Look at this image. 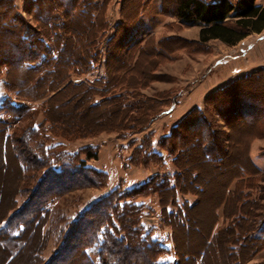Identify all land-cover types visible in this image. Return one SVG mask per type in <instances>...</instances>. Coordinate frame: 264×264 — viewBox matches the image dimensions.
Segmentation results:
<instances>
[{"label": "rangeland", "instance_id": "obj_1", "mask_svg": "<svg viewBox=\"0 0 264 264\" xmlns=\"http://www.w3.org/2000/svg\"><path fill=\"white\" fill-rule=\"evenodd\" d=\"M165 1L160 5L157 0H91L88 7L95 16V25L91 28L86 19L70 21L65 0H0L1 19L20 26L22 33L30 37H42L51 53L55 47L50 39L53 33L50 25L57 19L65 24L64 30L58 32L59 38L69 40L70 50L77 48L76 55L99 52L98 63L88 72L75 74L70 65L64 66L66 83L65 79L57 78L52 84L45 80L33 87V79L30 81L19 72L10 70L6 75L3 69L0 73V109L8 107L5 97L15 106L25 107L15 112L22 115L20 119L0 113V221L28 205V200L36 201V188L44 187V179L41 186L38 176L45 170L34 175L32 171L23 173L17 163V153L22 157L29 150L23 136L32 124L39 125L38 136L46 133L43 137L47 143L60 144L59 149L72 158L71 161H84L87 168L107 176L101 187L87 172L84 174L89 184L85 180L80 186H66L62 192L55 193L51 200L53 210L38 220L40 225L52 227L47 230L42 245L45 256L58 249L78 214L105 193L131 189L153 178L151 186L156 191L131 202L141 205L144 233L152 226L158 227L159 230L153 232L154 238L160 246L171 249L169 256L159 261L190 264L183 257L198 255L205 249L204 264H264V239L252 237L264 219V129L256 130L251 136L250 129L244 125L233 123L230 128L216 113L206 111L209 109L205 104L211 94L264 71V29L258 35L249 34L231 47L218 40L198 44L201 26L181 25L173 16L172 0ZM255 4H264V0H255ZM48 8L53 18L50 24L41 19ZM123 21L134 24L142 34L139 35L142 41L136 45L133 41L130 44L133 46L127 50L119 48L116 41H110ZM121 51L125 52L124 56H112V53L122 54ZM8 80L15 82L20 95L5 87ZM70 81L81 86L73 89L67 85ZM26 86H32V93L22 91ZM88 86L98 92L94 99L101 102L95 110L87 109L84 103L88 99L85 93ZM114 94H123L126 102L134 104L135 108L129 112L117 110L114 104L122 103L121 99L105 100ZM47 107L51 108L49 116L45 115ZM193 109L205 112L208 119H215L214 130L220 142L230 137L226 144L229 155L220 167L203 162L199 148L194 149L195 153L185 149L179 158V168L159 147L161 138ZM6 110L14 114L9 108ZM124 118H131L133 122ZM140 125L143 126L140 128ZM3 126L9 127L10 137L6 155L2 157ZM50 126L63 137L51 133ZM130 127L133 130H129ZM86 151L96 158L87 161ZM251 156L254 164H250ZM235 163L243 167L244 174L233 166ZM193 173H197V178L189 179ZM75 179L80 177L76 175ZM164 184L175 186V195L172 192L159 194ZM145 189L147 191V187ZM174 196L195 205L193 211L187 210L188 229L173 227L179 257L174 255L172 230L167 218L162 216L160 205V197L163 204H169V198L173 200ZM140 199H144L141 202L145 205L138 203ZM39 229L36 228L31 239L37 241ZM165 232L169 233L168 240ZM74 244L69 242L63 247L64 251L70 253L76 248ZM234 246L236 251L231 249Z\"/></svg>", "mask_w": 264, "mask_h": 264}, {"label": "trees", "instance_id": "obj_2", "mask_svg": "<svg viewBox=\"0 0 264 264\" xmlns=\"http://www.w3.org/2000/svg\"><path fill=\"white\" fill-rule=\"evenodd\" d=\"M65 1L66 12L70 17V21L75 18H83L86 19L88 26L91 28L95 25L94 13L88 7V5L92 4L89 2L91 0ZM157 1L160 5L166 2L165 0ZM172 2L174 5L173 16L181 25L201 26L198 33V44H206L210 41L218 40L222 44L231 47L245 39L249 34H258L264 29V6L256 5L255 0H237L235 4L231 0L212 2L204 0H172ZM142 7L143 3L139 6L140 13ZM48 9V12L41 19L47 20L45 22L50 24L49 22L53 18L51 17L50 8ZM39 12H41L40 9ZM50 27L53 32L52 36L50 35V39H52V44L55 47L53 53H51L42 37H30L27 33H22L20 26H12L0 17V73L3 69L7 71L6 75H8L10 70L19 72L21 76H25L28 80L31 81L33 79V87H36V84H43L45 80L48 84H52L54 79L56 80L57 78L65 79L66 83L68 78H66V72L63 67L67 66V64L72 67L73 73L78 74L88 72L98 63V51L76 55L78 51H75V49L77 48L75 47L71 51L69 40L59 38L61 36L58 35V32L64 30L65 24L57 19L52 22ZM75 31L77 30L75 29ZM140 34L139 29L134 24L129 25L127 21H123L118 26V32H116L110 41H116L119 48L127 50L129 47L142 41L140 37L142 34ZM133 41L134 44L130 45ZM124 53H112V56L114 58L121 57L122 55L124 56ZM69 54H72L71 59L69 58ZM39 73L43 74L38 76ZM253 77L239 79L224 89L211 94L205 101L206 107L209 109L206 111L216 113L230 128H232L231 125L233 123L235 126L241 127L244 125L248 127L250 129L249 135L251 136L256 133V130L264 129V71L254 74ZM80 84L76 81L67 83L73 89L81 86ZM15 85V82L13 83L11 80L5 82L7 89H14L17 95H20L18 94L20 90L16 89ZM96 85L98 84L96 83ZM32 90V86L22 87V91L26 93H32ZM100 92L102 90L99 91V94ZM85 93L88 98L84 101L86 108L89 110L99 108L100 100L94 99V96L98 95V92L93 90V87L88 86ZM111 99L114 101L121 99L122 103L115 102L114 104L117 110L129 112L132 108H135L134 104L126 102L123 94H114L105 100ZM4 101L8 103V107H2L0 113L20 119L22 115H15V112L24 110L25 107L21 108L20 106L13 105V102L8 97H5ZM6 108H9L14 114H9ZM50 110L51 108L47 107L45 115L49 116ZM129 121L133 122L132 119ZM214 122L215 119H208L205 112L193 109L176 127L171 129L168 135L161 138L159 147L162 151L169 154L172 162L177 167L180 163V155L184 154L185 149L188 152L191 149V153H195L194 149L198 150L199 148L202 150L203 162L212 163L214 166L220 167L229 155L226 144L230 141V137H225L224 141L220 142L219 136H217L218 134L214 130ZM144 123L146 124V121ZM142 126L140 125V128ZM133 127H130L129 130H133ZM2 129L1 153L3 157L6 155V145L10 135L7 133L9 130L8 126H3ZM39 129V125L35 127L32 124L26 130L23 140L26 141L29 150L24 154L25 156L21 154L23 158L17 153V163L23 173L32 171L34 175V173H41L45 170L42 172V176H38V183L40 185L44 179V187H40L41 189L39 187L36 188L38 192L36 201H33V199L30 202L34 204H30L28 200V205L22 207L20 218L31 229L32 227L34 229L36 220L42 219L40 217L42 212L51 203L56 192H62V189L66 186L82 185L86 180L84 173L87 172L98 181V186L101 187L105 185L107 177L101 171L87 168L84 161H71L72 158L63 154L64 152L62 153V150L59 149L61 147L60 144L50 145L47 143L43 137L46 133H41L42 137L38 136L36 132ZM54 130L56 129L51 126L49 127L51 133L63 137L62 133H57ZM154 155L161 159L159 154L154 153ZM95 158V154L89 151L85 152V159L87 161ZM245 163L246 161H244ZM233 166L237 167L244 174L243 167L238 163L233 164ZM196 174L190 175L189 179H196ZM76 175L80 179H75ZM151 179L128 190H114L88 206L87 209L79 214L71 227L68 228L64 237H62L60 246L48 264L68 263L69 254L64 251L65 248L63 247H66L69 242H74L76 248H82L95 243L98 244L99 264H168L158 262V258L166 254L167 251L157 241L151 240L149 235L144 233L141 226V213L143 212L140 207L141 205H135L131 202V200L135 201L138 197L149 195L152 190L156 191L151 186ZM164 185L165 187L159 191V194L163 195V193L172 192L175 195V186ZM194 188L200 192L202 191L201 187L195 186ZM169 199V204H163V197H160L161 211L162 216L167 218L171 227L173 249L177 257H179V250L174 242L173 227H181L187 230L189 227L187 210L189 212L193 211L195 205L186 199L181 201L176 196H174L173 200ZM119 203L121 204L119 205ZM39 227L40 224L38 223L35 226V230ZM263 234L264 219L261 222V228L255 231L252 237L264 239L262 237ZM209 237H211V234ZM207 244L209 245L210 242ZM231 249L236 251L235 246ZM205 257L206 252L203 249L198 255H185L183 260L190 264H204Z\"/></svg>", "mask_w": 264, "mask_h": 264}, {"label": "crops", "instance_id": "obj_3", "mask_svg": "<svg viewBox=\"0 0 264 264\" xmlns=\"http://www.w3.org/2000/svg\"><path fill=\"white\" fill-rule=\"evenodd\" d=\"M258 5L262 7L264 6V4H258ZM262 31L260 33H262ZM252 34L254 35L255 33ZM252 158L253 157L251 156L250 157L251 164L254 162ZM124 190H128V189L124 188ZM104 195H106V193ZM142 200L144 199H140L138 203L145 205L143 202H141ZM15 201L16 202L18 201L17 197L15 198ZM51 205H52L51 203L48 204V207L45 208V210L42 212L40 216L41 218H44L45 214L53 210ZM83 211H81L79 214H81ZM21 214H22V208L16 209L15 212L7 214V216H5V218L0 221V264H48L51 260V257L56 252V249L55 250L53 249L54 251L52 250V254L45 256L46 251H44L42 245L46 237V232L47 230L50 231L51 226H48L49 224L48 225L41 224L38 234L39 237L38 239L40 241L38 239L37 241H35L31 238L35 234V226H37L38 221L36 220L34 224V229L33 227L31 229L30 227H28V225H25L22 222L20 218ZM157 230H159L158 227L152 226L151 230L147 231L146 234L149 235V238L151 240L158 241L156 238H154V234H153V232L154 231L156 232ZM165 234H167V240H168L170 238L169 233L165 232ZM171 246L173 249L172 242H171ZM163 248L166 249L167 253L160 256L158 258V262H161L159 261L161 257L167 255L169 256V254L171 253V249L169 247L168 248L163 247ZM98 251L99 248H98V244L96 243L82 248L74 247V250L70 251V253L68 252L70 255L68 257L69 261L67 264H99ZM177 262L174 264H177ZM161 263H167V262H161Z\"/></svg>", "mask_w": 264, "mask_h": 264}]
</instances>
